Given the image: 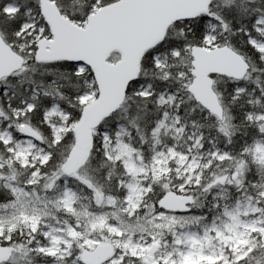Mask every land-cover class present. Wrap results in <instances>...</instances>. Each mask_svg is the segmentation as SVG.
I'll return each instance as SVG.
<instances>
[{
  "label": "snow or ice",
  "instance_id": "snow-or-ice-1",
  "mask_svg": "<svg viewBox=\"0 0 264 264\" xmlns=\"http://www.w3.org/2000/svg\"><path fill=\"white\" fill-rule=\"evenodd\" d=\"M0 264H264V0H0Z\"/></svg>",
  "mask_w": 264,
  "mask_h": 264
}]
</instances>
